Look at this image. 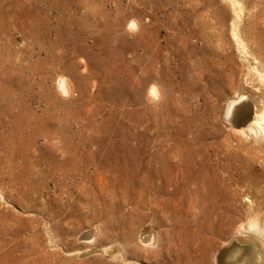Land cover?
Returning <instances> with one entry per match:
<instances>
[{
  "label": "rangeland",
  "instance_id": "obj_1",
  "mask_svg": "<svg viewBox=\"0 0 264 264\" xmlns=\"http://www.w3.org/2000/svg\"><path fill=\"white\" fill-rule=\"evenodd\" d=\"M235 2L0 0V264H213L245 216L264 211V171L255 183L243 180L262 172L264 159L247 169L232 156H242L239 141L260 151L264 135L232 130L221 118L244 77L255 80L251 68L264 73V0ZM197 13L220 33L216 54L198 36ZM138 15L147 17L140 28L127 29ZM235 22L246 54L230 34ZM147 43L156 46L150 55ZM224 69L229 76L214 83ZM58 75L71 94L57 92ZM155 79L162 97L146 102ZM159 135L166 149L184 150L186 141L207 152L224 182H214L213 200L195 195L191 170L166 191H150L156 206L150 192L137 198L145 139ZM126 136L132 150L106 142ZM180 162L170 166H197ZM143 224L150 243L138 240Z\"/></svg>",
  "mask_w": 264,
  "mask_h": 264
},
{
  "label": "bare ground",
  "instance_id": "obj_2",
  "mask_svg": "<svg viewBox=\"0 0 264 264\" xmlns=\"http://www.w3.org/2000/svg\"><path fill=\"white\" fill-rule=\"evenodd\" d=\"M226 1H228L231 6H234L235 4L237 5L235 0H234L235 3L232 0H226ZM237 6H239V4ZM239 9H240V7H239ZM142 14H140V15H142ZM140 15H138L137 16L138 18L136 17L137 19H134V21L131 20L129 22V24L126 26V28L129 30L130 29L137 30L139 27V23H140L141 19L147 18L146 16L142 17ZM200 16H201V14L197 13L196 15H194L195 19L192 17L193 18V24L197 27L200 26V28L202 30H204V33L199 34L198 36H199L200 40H203L204 42H206V46L209 45V48H206V49H208L210 53L216 54L219 51V49L221 50V48H222L221 43H219L220 37H221L219 35L220 33L218 34V33H216V31H213L210 27L209 22L196 20ZM130 25H135V27L132 28V27H130ZM146 25H147V23H146ZM142 27H144V26H142ZM143 32L144 31H142V33ZM230 34L232 35L233 39L236 41L235 43H237L236 49L238 48V50H240V52L246 54L247 51H246L241 39L238 36L236 22L234 24H232ZM136 35H137V33H136ZM141 38H143V37H141ZM141 38L138 37L137 38L138 41L135 39L137 41V43H136L137 46H140V47L142 45V42H141L142 39ZM153 45L151 43H147L145 51L148 53V55L152 54L153 47H156ZM151 58L153 59L154 57L152 56ZM227 58L228 57H225L224 59H227ZM142 60H143L142 56H140V54L137 55L136 61L140 63ZM151 63H153V62H151ZM142 68H144V67H142ZM147 69H150V67H148ZM227 69L233 71V69L230 67ZM224 71L219 70L215 74V77L213 79L214 83H215V81H217L221 78H225V77L229 76L228 71L226 72L225 69H224ZM251 71L256 76L255 80L250 81V80H248V76L244 77L242 87H240V89H238L237 92H235L232 95H230L229 97H227L224 104H223V107L221 106L222 107L221 118H222L223 124L226 125L227 127L231 128L232 130H238L241 133H245V134L254 133V134L261 136V135H264V73L262 70L257 69L256 66L251 68ZM55 86H56L57 92L61 95L62 94L68 95V94H71V92L73 91L72 84L63 76L58 75L57 82L55 83ZM153 93H155V94H153ZM161 97H162V90L159 86L158 81L156 79L152 80V83L149 85V87L146 89V92H145L146 102H148V101L153 102L156 100L158 101ZM150 104H148V105H150ZM157 109L158 108L156 105H150L148 110L151 111V114H154L153 112H155ZM163 109L166 111V106H163ZM149 116H150V114H149ZM149 120L150 119H148V121ZM118 136H119V134H118ZM152 138L153 139H150V137H147L145 139V142L148 145V151H147L146 156H145L147 166L145 168V172L143 171L144 173L142 174V176H140V174H138L136 177V185L138 186V188L136 189L137 198L141 197L142 191L150 192L152 190V192H154L155 194H158L159 190H162V188H163V190H165V187L173 185L179 174L188 173L190 170H191V172L193 171L190 174L191 175L190 179L192 182H194V184H197V186H198V190H197V192L195 191V195H197L202 200H206V199L213 200V198H215L218 195V190L217 191L215 190V187H214L215 183L214 182L221 183L222 180H221V178H219L220 176L217 177L216 174H214V167L211 163H209V158H208L206 151H203L202 148L191 149L190 148L191 146H188L190 143H186V141H184V142H185V144H188V145H186V148H184V150L179 149V146L177 145L178 143L176 144V146L174 148H172V149L167 148L166 149L164 144H166V141H168L167 137H165V136L163 137V136L159 135V137H152ZM92 139H94V138H88L87 141H92ZM132 140H133V136L121 137V138L115 139V140L112 137H110L108 139L106 138V142L111 143L114 141L115 143H118L120 145V148H124V149L126 148L128 150L131 149L129 144L130 145L132 144L131 143ZM223 140H225V139H223ZM197 142H198V140H197ZM222 142L226 143L225 141H222ZM242 145L243 144L239 141L238 142V148H240L239 150L244 149V150H242V156H240V154H238V153L232 154L233 159H235L236 162L242 163L244 166H246L247 169H250V166H249L250 164H248V163H250L251 160H252L251 162H253L255 160L258 161L259 159H261V160L264 159V145H261V144L258 145V148L260 151L256 152L255 154H253V153L251 154L249 152V150L244 148V146H242ZM54 150H55V148H54ZM171 159H174V160L177 159V160H180L182 162H185V160H187L188 162L191 161L193 163H196L197 166L192 167V166H190L191 164L189 165L187 163L189 165V169L184 170V167H183L184 164H174L173 166H170ZM182 162H180V163H182ZM136 164L139 166V162ZM135 169H137V168L135 167ZM209 169L211 171H213V174L208 172ZM263 171L264 170L262 169V172H259L256 175H252V176L248 175L247 178H243V180H245V182L247 184L248 183H255L259 180L257 178V176L262 175ZM137 173H140V172H137ZM181 184H182V182H181ZM104 185H105V183H104ZM217 189H219V188H217ZM223 189H224V187H223ZM184 191H185V189H184ZM152 192H150V193H152ZM181 192H183V191H181ZM154 193H152V196L155 200L154 206H156L157 205L156 202L158 199H157V195H155ZM185 193H187V192H185ZM219 195H220V193H219ZM221 196H222V194H221ZM224 196H225V194H224ZM200 203H201V201H200ZM245 217H246L245 223L241 225L240 230L236 231V233L233 236H231L230 238H228L226 240V242L224 244H222L220 246V248L217 250V252L215 253V255L213 257V264H264V211H262L260 209H257V210L254 209V211L249 212L247 214V216H245ZM148 224H143V226L141 228V231H140L139 236H138V240L140 242L150 243L153 240V234L151 232L152 230L150 229V226Z\"/></svg>",
  "mask_w": 264,
  "mask_h": 264
},
{
  "label": "snow or ice",
  "instance_id": "obj_3",
  "mask_svg": "<svg viewBox=\"0 0 264 264\" xmlns=\"http://www.w3.org/2000/svg\"><path fill=\"white\" fill-rule=\"evenodd\" d=\"M130 27L134 28V27H135V25H130ZM153 94H155V93H153Z\"/></svg>",
  "mask_w": 264,
  "mask_h": 264
}]
</instances>
